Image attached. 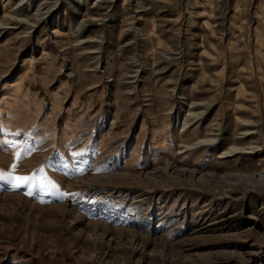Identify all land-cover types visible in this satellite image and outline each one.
<instances>
[{
    "label": "rangeland",
    "instance_id": "1",
    "mask_svg": "<svg viewBox=\"0 0 264 264\" xmlns=\"http://www.w3.org/2000/svg\"><path fill=\"white\" fill-rule=\"evenodd\" d=\"M0 174V264H264V0H0Z\"/></svg>",
    "mask_w": 264,
    "mask_h": 264
},
{
    "label": "snow or ice",
    "instance_id": "2",
    "mask_svg": "<svg viewBox=\"0 0 264 264\" xmlns=\"http://www.w3.org/2000/svg\"><path fill=\"white\" fill-rule=\"evenodd\" d=\"M10 146L13 147V148L18 147L17 144H11ZM20 155H21V153L18 152L17 153V157L19 158ZM15 168H16V165H13V169H15ZM79 172H80V174H83V169H80ZM0 176H2V174H0ZM16 180L19 181L20 183L14 184L13 187L14 188H19L21 186L33 185V183L37 181V177H36L35 174L31 175V176H19V177H16ZM39 186H41V187L50 186V187H53V188L56 187V185L52 181L47 180V179H45V181L41 182V184Z\"/></svg>",
    "mask_w": 264,
    "mask_h": 264
}]
</instances>
